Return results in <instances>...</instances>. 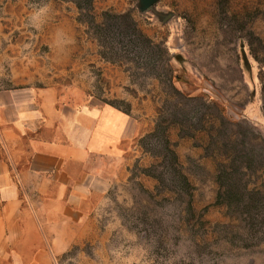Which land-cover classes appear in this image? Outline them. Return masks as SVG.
Here are the masks:
<instances>
[{
  "label": "rangeland",
  "instance_id": "rangeland-1",
  "mask_svg": "<svg viewBox=\"0 0 264 264\" xmlns=\"http://www.w3.org/2000/svg\"><path fill=\"white\" fill-rule=\"evenodd\" d=\"M0 91L85 151L22 261L264 264V0H0Z\"/></svg>",
  "mask_w": 264,
  "mask_h": 264
},
{
  "label": "crops",
  "instance_id": "crops-1",
  "mask_svg": "<svg viewBox=\"0 0 264 264\" xmlns=\"http://www.w3.org/2000/svg\"><path fill=\"white\" fill-rule=\"evenodd\" d=\"M84 155L79 130L70 134L62 121L46 118L28 93L0 91V264L45 254L22 192L30 183L68 185Z\"/></svg>",
  "mask_w": 264,
  "mask_h": 264
},
{
  "label": "clouds",
  "instance_id": "clouds-1",
  "mask_svg": "<svg viewBox=\"0 0 264 264\" xmlns=\"http://www.w3.org/2000/svg\"><path fill=\"white\" fill-rule=\"evenodd\" d=\"M48 11H50V6H49V5H45L44 7H41V8L39 9V12H38V13H36V12L32 13V14H31V17H30V20L34 21V20L37 18V16H38L39 14H43V13H46V12H48ZM33 27H36V25L33 24ZM57 34H58V35H59V34H64L65 36H67V34L64 33L62 29H58V30H57ZM71 42H72V41H71V38L67 36V39L63 42V45H68V44H70ZM58 47H62V45H58Z\"/></svg>",
  "mask_w": 264,
  "mask_h": 264
}]
</instances>
